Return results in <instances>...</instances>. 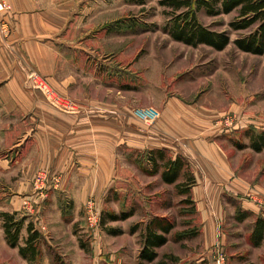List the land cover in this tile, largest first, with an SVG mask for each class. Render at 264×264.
Listing matches in <instances>:
<instances>
[{
  "label": "rangeland",
  "instance_id": "obj_1",
  "mask_svg": "<svg viewBox=\"0 0 264 264\" xmlns=\"http://www.w3.org/2000/svg\"><path fill=\"white\" fill-rule=\"evenodd\" d=\"M165 1L64 0L68 25L60 53L66 60L59 72L72 79L64 86L66 100L75 109L114 108L109 115L116 138L121 141L130 130V148L126 141L117 144L116 172L130 183L117 180L99 197L89 194L75 205L69 195L57 194L61 181L46 170L29 178L2 176L0 210L18 204L19 212L3 215L15 214L22 226L14 247L4 233L7 249L0 252V264H215L221 253L225 264H264V242L249 244L250 217L236 220L233 197L237 194L245 210L264 214V147L253 146L264 135V55L234 46L248 32L229 27L235 12H196L203 27L228 36L221 51L175 41L174 19L186 10ZM50 90L58 92L52 85ZM142 109L153 111L156 121H139L135 113ZM164 117V131L174 134L162 131V146L152 148L148 141L149 149H142L139 139ZM14 148L0 146V158L10 157ZM170 159L179 160L181 170L166 184ZM155 217L173 229L148 261L141 258L145 229ZM207 223L213 224L208 235ZM29 225L39 234L34 261L19 255ZM220 237L227 244L223 252L213 243Z\"/></svg>",
  "mask_w": 264,
  "mask_h": 264
},
{
  "label": "crops",
  "instance_id": "obj_2",
  "mask_svg": "<svg viewBox=\"0 0 264 264\" xmlns=\"http://www.w3.org/2000/svg\"><path fill=\"white\" fill-rule=\"evenodd\" d=\"M7 2L10 10L0 15V146L15 148L10 150V157L0 158V178L7 175L16 178L19 173L29 178L39 169L46 170L61 181L62 189L57 194L69 195L75 205H81L89 194L99 197L111 185L115 186L117 180L129 184V180L120 178L116 172V148L118 142L124 141L130 148L127 142L130 130L123 131L121 141L120 137L116 138L115 118L109 115V110L114 108L107 105L101 111L75 109L66 100L68 92L64 86L72 79L59 72L66 60V55L60 53L65 48L68 25L64 0ZM35 85L39 89L33 90ZM51 85L58 92H51ZM65 102L67 108L63 107ZM165 119L147 133L150 135L144 134L139 139L142 149H149L148 141L153 143L149 145L152 148L162 146L159 140L165 131L174 134V129L164 131L168 127L163 123ZM163 148L168 150L166 146ZM14 152L19 157H13ZM226 190L234 193L231 186H226ZM233 197L238 209L247 211L238 202L241 200L237 194ZM19 209L18 204L13 205L12 209H1L0 215ZM247 212L251 226L257 216L264 219L259 211ZM217 216L222 220V213L218 212ZM33 218L32 223L38 220ZM0 224L1 252L3 247L7 249V243L1 218ZM210 225L213 224L207 223L203 229L207 235ZM251 233L252 229L247 235L249 244ZM213 243L221 246L222 252L226 249L224 237Z\"/></svg>",
  "mask_w": 264,
  "mask_h": 264
},
{
  "label": "trees",
  "instance_id": "obj_3",
  "mask_svg": "<svg viewBox=\"0 0 264 264\" xmlns=\"http://www.w3.org/2000/svg\"><path fill=\"white\" fill-rule=\"evenodd\" d=\"M165 3L172 5L175 9H185L174 19L172 38L186 46L196 47L205 45L216 51L223 50L229 43L226 34L210 31L203 27L196 18V12L205 9L207 14L216 16L219 14H230L235 12L236 17L229 23L233 31H248L234 41V46L244 53L252 55H264V0H167ZM254 150L260 151L264 147V135L255 138ZM162 155V152H158ZM155 164V161H154ZM167 172L163 174L166 184H173L181 170L179 160L167 161L165 165ZM189 185V184H187ZM188 188V187H187ZM188 191L185 189L183 194ZM239 213H241L239 215ZM249 214L238 209L237 220L241 221ZM15 214H2L3 228L6 238L11 246H15L22 222L15 220ZM128 216V215H127ZM126 214L122 218L127 217ZM112 220L113 217L110 216ZM28 239L25 248L19 249V255L29 261H34L38 255L36 240L39 238L37 231L32 225L27 227ZM173 229L168 220L155 217L147 224L144 236L146 249L141 258L152 261L156 258L153 248L162 246L166 242L165 235ZM264 236V219L257 216L253 225L250 242L252 246H259Z\"/></svg>",
  "mask_w": 264,
  "mask_h": 264
},
{
  "label": "built area",
  "instance_id": "obj_4",
  "mask_svg": "<svg viewBox=\"0 0 264 264\" xmlns=\"http://www.w3.org/2000/svg\"><path fill=\"white\" fill-rule=\"evenodd\" d=\"M9 10L10 6L7 0H0V15L8 12ZM135 116L139 119V121L146 125L154 123L157 119V115L153 111L147 109L137 111ZM221 255L222 256H219V258L215 259V264H225V258L223 257L222 253Z\"/></svg>",
  "mask_w": 264,
  "mask_h": 264
}]
</instances>
